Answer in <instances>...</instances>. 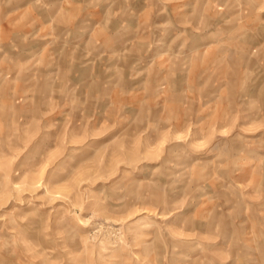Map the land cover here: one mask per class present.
<instances>
[{
    "label": "rangeland",
    "instance_id": "1",
    "mask_svg": "<svg viewBox=\"0 0 264 264\" xmlns=\"http://www.w3.org/2000/svg\"><path fill=\"white\" fill-rule=\"evenodd\" d=\"M0 264H264V0H0Z\"/></svg>",
    "mask_w": 264,
    "mask_h": 264
}]
</instances>
